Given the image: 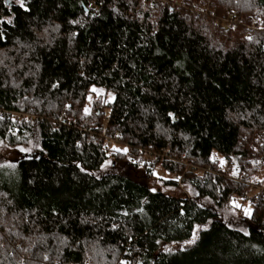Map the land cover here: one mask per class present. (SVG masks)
I'll return each instance as SVG.
<instances>
[{
    "label": "trees",
    "instance_id": "obj_1",
    "mask_svg": "<svg viewBox=\"0 0 264 264\" xmlns=\"http://www.w3.org/2000/svg\"><path fill=\"white\" fill-rule=\"evenodd\" d=\"M148 1L0 0V264H264V0Z\"/></svg>",
    "mask_w": 264,
    "mask_h": 264
},
{
    "label": "rangeland",
    "instance_id": "obj_2",
    "mask_svg": "<svg viewBox=\"0 0 264 264\" xmlns=\"http://www.w3.org/2000/svg\"><path fill=\"white\" fill-rule=\"evenodd\" d=\"M11 1H16V0H11ZM102 94H103V91L99 90V89L94 92L95 96H101ZM117 147L118 148H120V147L125 148L124 146H120V145H117ZM8 150H7V148H5L3 146L0 147V152H2V153L3 152L7 153ZM10 152H11V150L9 151V153ZM139 169H141V168L139 167ZM153 177L155 179H157L156 182L153 180L150 183L153 186V188H158V187L160 188L161 187V189H163L166 193L171 194V195H177V196L178 195H184V194L185 195L186 194H188V195L192 194V192L189 188H185L183 186H178V187L173 186V187H169V188H166V187L163 188L164 186L162 185V179L168 178L169 176L162 169H160L159 166L155 167L154 172H153ZM255 191H256V189L252 188L251 191L247 194L245 199H243L242 201H240L238 199L236 201H233L229 207L222 208L221 212L224 214L225 217L235 216L239 212L244 217L248 218L251 215V211H252V206H251V203L249 201V198L251 195H253L255 193Z\"/></svg>",
    "mask_w": 264,
    "mask_h": 264
},
{
    "label": "built area",
    "instance_id": "obj_3",
    "mask_svg": "<svg viewBox=\"0 0 264 264\" xmlns=\"http://www.w3.org/2000/svg\"><path fill=\"white\" fill-rule=\"evenodd\" d=\"M152 1L155 0H149L148 2L151 3ZM162 2L163 4L168 3V0H157ZM100 2V0H86V9H93L94 7H96L97 3ZM171 7L174 6V4L170 3ZM190 12H192L194 15H199L201 13H209L210 15L213 14V12L211 10H209L208 8V4L206 3V1H200L198 7L196 8H192L190 10ZM225 20V26L226 27H233L235 26L236 20L234 18L232 19H223ZM66 111L63 110L62 113H65ZM30 119L31 115L24 113V112H20V111H14V110H7V109H1L0 110V119H9V120H21V119ZM107 141H110V138H106Z\"/></svg>",
    "mask_w": 264,
    "mask_h": 264
},
{
    "label": "snow or ice",
    "instance_id": "obj_4",
    "mask_svg": "<svg viewBox=\"0 0 264 264\" xmlns=\"http://www.w3.org/2000/svg\"><path fill=\"white\" fill-rule=\"evenodd\" d=\"M93 91H96V89H93ZM87 111V110H86ZM22 151H24L23 149H22ZM235 174V173H234ZM247 214V213H246ZM195 242V234L193 235V240L192 241H189V243H194Z\"/></svg>",
    "mask_w": 264,
    "mask_h": 264
}]
</instances>
